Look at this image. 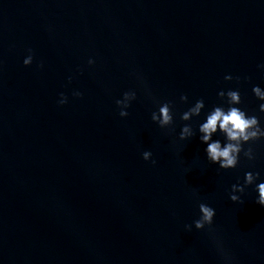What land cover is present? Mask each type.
Listing matches in <instances>:
<instances>
[{
    "label": "water",
    "instance_id": "water-1",
    "mask_svg": "<svg viewBox=\"0 0 264 264\" xmlns=\"http://www.w3.org/2000/svg\"><path fill=\"white\" fill-rule=\"evenodd\" d=\"M261 63L264 0H0V264H264L255 186L230 199L247 171L264 178V139L224 170L206 159L203 114L180 118L239 89L264 123ZM185 123L196 135L180 140ZM201 202L216 217L196 229Z\"/></svg>",
    "mask_w": 264,
    "mask_h": 264
},
{
    "label": "clouds",
    "instance_id": "clouds-1",
    "mask_svg": "<svg viewBox=\"0 0 264 264\" xmlns=\"http://www.w3.org/2000/svg\"><path fill=\"white\" fill-rule=\"evenodd\" d=\"M28 52L29 54L23 60L26 66L31 65L34 60L32 49H29ZM95 63V58H89V65ZM259 67L264 69V63H261ZM71 79L69 77V80ZM225 79L232 80L234 77L228 74ZM235 79H239V77H235ZM252 92L260 101L259 112L264 113V87L258 84L253 85ZM73 95L82 96L83 93L74 91ZM218 96L223 102L213 106L206 113L204 112L206 104L201 98L192 103L181 114L180 118L183 121H190L193 117H201L203 114V119L198 125V132L200 141L206 145L204 148L206 159L212 164L218 165L220 169H234L240 163L241 154L250 161L256 159V153L251 143L264 139V123L261 122V117L258 114H250L241 107L243 98L239 89H221ZM136 98L137 92L129 90L123 93L122 99H117L116 104L120 109L119 115L121 117L129 115L128 109ZM180 100L188 103L189 97L187 94H182ZM58 103L61 105L68 103V96L63 92L60 93ZM151 119L161 128L172 125L175 119L172 102L159 103L157 110L151 113ZM194 135H196V131L190 123H185L179 132L180 140H188ZM246 144L249 145L247 149H245ZM142 156L144 160H151L153 164L156 163L150 150L143 151ZM252 185L255 186L257 192L256 203L264 206V178H262L260 171H247L244 174L243 183L232 184L230 199L233 202L242 203V194L245 193L248 186ZM198 208L199 218L193 222L195 228L204 229L206 225L211 226L216 217V209L205 202L199 203ZM185 227L190 231L193 225L188 224Z\"/></svg>",
    "mask_w": 264,
    "mask_h": 264
}]
</instances>
